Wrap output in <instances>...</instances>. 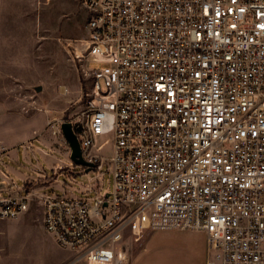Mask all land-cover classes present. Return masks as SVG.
Returning <instances> with one entry per match:
<instances>
[{"label":"built area","instance_id":"built-area-1","mask_svg":"<svg viewBox=\"0 0 264 264\" xmlns=\"http://www.w3.org/2000/svg\"><path fill=\"white\" fill-rule=\"evenodd\" d=\"M80 1L74 58L104 67L82 68L89 89L70 122L92 170L110 168L112 192L93 205L0 196V221L36 200L47 235L88 264H132L149 231L203 232L206 264H264V0ZM61 124L48 129L69 171Z\"/></svg>","mask_w":264,"mask_h":264},{"label":"rangeland","instance_id":"rangeland-1","mask_svg":"<svg viewBox=\"0 0 264 264\" xmlns=\"http://www.w3.org/2000/svg\"><path fill=\"white\" fill-rule=\"evenodd\" d=\"M86 23L87 12L80 0H0V112L3 118L0 133L4 132L7 137L0 175L10 174L22 185L21 176L10 170L25 173L27 165L25 151L17 149V143L14 147V140L31 138L22 145L29 150V158L32 159L30 149L35 145L49 154L46 158L34 151L37 156L34 162L52 178L43 192L86 197L93 205L97 195L104 197L112 192L110 168L105 166L103 175L92 170L74 176L82 171L76 165L60 172L59 166L69 164V160L48 129L49 122H70L81 113L89 89L82 68L85 65L89 69L104 67L101 63L74 58V49L79 52L86 37ZM106 139L110 143L104 153L109 155L112 137L107 135L100 141ZM53 168H57L58 175ZM42 219L41 206L34 200L29 210L18 218L0 221V264H56L65 258V251L44 230ZM151 233L147 232L142 242L134 246L133 260L146 246ZM168 256V248L161 245L151 249L148 257L159 261Z\"/></svg>","mask_w":264,"mask_h":264},{"label":"crops","instance_id":"crops-1","mask_svg":"<svg viewBox=\"0 0 264 264\" xmlns=\"http://www.w3.org/2000/svg\"><path fill=\"white\" fill-rule=\"evenodd\" d=\"M3 122V118L0 112V124ZM5 131V130H3ZM30 140L31 138L15 139L14 146L17 149L24 150V159L26 162V172L19 173L16 170L10 169L13 174L15 173L22 178V185L18 184L12 179V175L2 173L0 175V196H10L16 194H26L29 190L34 194H43L45 187L49 185V182L43 179L45 174L44 168H42L37 162L36 153H40L43 157L49 156L48 153L38 150L36 145L34 149H30L33 153L32 159L29 158L26 148H23L24 141ZM7 137L4 132L0 133V143L4 145ZM35 151V152H34ZM4 153L2 155H5ZM48 158V164L49 162ZM152 232V231H151ZM165 245L168 248L169 256L164 257L162 260H152L149 256V251L153 248ZM60 248V247H59ZM64 250L65 258L56 262V264H88L85 260L77 258V254L71 250L60 248ZM182 253V255L177 253ZM148 253V256H147ZM180 257L177 259V257ZM73 259V261L71 260ZM207 260V240L206 235L203 232H193V231H153L149 235V240L143 249H140L138 254L133 260L132 264H206Z\"/></svg>","mask_w":264,"mask_h":264},{"label":"water","instance_id":"water-1","mask_svg":"<svg viewBox=\"0 0 264 264\" xmlns=\"http://www.w3.org/2000/svg\"><path fill=\"white\" fill-rule=\"evenodd\" d=\"M38 90L40 89L38 88ZM61 130L71 149L70 160L73 162V164L84 167L86 173L92 171L94 165L83 159L80 143L73 130L72 124L70 122L62 123ZM85 172H80L78 174L83 175Z\"/></svg>","mask_w":264,"mask_h":264},{"label":"bare ground","instance_id":"bare-ground-1","mask_svg":"<svg viewBox=\"0 0 264 264\" xmlns=\"http://www.w3.org/2000/svg\"><path fill=\"white\" fill-rule=\"evenodd\" d=\"M63 91L65 92V89H63Z\"/></svg>","mask_w":264,"mask_h":264}]
</instances>
